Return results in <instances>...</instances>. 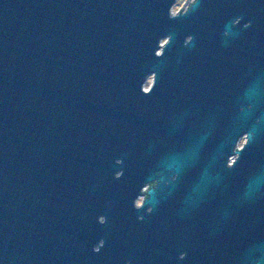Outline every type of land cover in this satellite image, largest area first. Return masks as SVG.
<instances>
[{"label":"water","instance_id":"obj_1","mask_svg":"<svg viewBox=\"0 0 264 264\" xmlns=\"http://www.w3.org/2000/svg\"><path fill=\"white\" fill-rule=\"evenodd\" d=\"M175 1L0 0V264H156L147 224L163 216L182 218L181 263L198 216L243 220L264 264V157L225 164L264 135L242 80L264 55V0Z\"/></svg>","mask_w":264,"mask_h":264},{"label":"flooded vegetation","instance_id":"obj_2","mask_svg":"<svg viewBox=\"0 0 264 264\" xmlns=\"http://www.w3.org/2000/svg\"><path fill=\"white\" fill-rule=\"evenodd\" d=\"M257 61L254 66V70L247 75V69L244 67V88L245 89H255L260 94L259 102L256 103L257 107L262 109L264 108V55H257ZM147 80L152 81V76H148ZM150 83L147 87L150 86ZM146 87V89H148ZM209 93V92H208ZM214 105V97L212 95H202L191 103V118L198 123L199 120L205 119L208 121V112L205 115L200 114L199 107H206L209 109V106ZM176 118L182 117V112L175 107L174 114ZM205 116V117H204ZM163 118L164 122H167ZM247 134L244 133L240 135L236 141L235 146H233V153L229 154L226 157V166H229L233 161L239 156L236 153L237 150H242L244 153H248L250 157H254L255 160L264 157V135H260L256 138L255 142L251 145H246L248 143ZM210 140H213V136L206 137ZM209 140L203 145L202 152L204 154L209 153ZM196 146V162L199 158V149ZM246 150V151H245ZM200 162V161H199ZM202 162H205L202 160ZM155 185V182H147V184L142 188L140 195L136 198V204H141L142 200L147 197V191L152 186ZM99 217V222L101 226L103 223L108 220L107 216L101 215ZM158 221L154 218V221H157L156 224H147L149 232H155L159 236L157 242H149V246L156 251L154 255L156 264H185L181 263L188 249H183L179 244V235L182 233V218L178 216H163L158 217ZM203 219L204 222H214L218 221V224L212 223L208 228L202 229L198 221ZM194 225L192 230V235L194 236V248L191 252L195 253L193 256V262L191 264H257L256 256L254 259L248 258L247 252L250 248L251 234L247 237V231H245L244 221L238 218H201L194 217ZM221 221H227L228 226L225 227ZM163 222H166L162 224ZM210 227V228H209ZM162 234V235H161ZM203 234V235H202ZM169 235V236H166ZM201 237H206L203 240ZM161 236V237H160ZM103 244V241L100 240L98 245L95 247L97 250L99 246ZM179 244V245H178Z\"/></svg>","mask_w":264,"mask_h":264},{"label":"rangeland","instance_id":"obj_3","mask_svg":"<svg viewBox=\"0 0 264 264\" xmlns=\"http://www.w3.org/2000/svg\"><path fill=\"white\" fill-rule=\"evenodd\" d=\"M186 1H188V0H176V1L174 2L173 7H172L173 12H174V11H178L179 9H181L180 6L185 5V4L187 3ZM149 83H150V81L147 80L146 83H145V88L148 86Z\"/></svg>","mask_w":264,"mask_h":264}]
</instances>
